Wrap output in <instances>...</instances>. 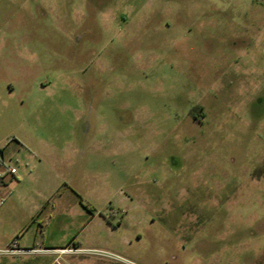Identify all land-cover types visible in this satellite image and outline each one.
Instances as JSON below:
<instances>
[{
  "label": "rangeland",
  "instance_id": "rangeland-1",
  "mask_svg": "<svg viewBox=\"0 0 264 264\" xmlns=\"http://www.w3.org/2000/svg\"><path fill=\"white\" fill-rule=\"evenodd\" d=\"M0 170L53 264H264V0H0Z\"/></svg>",
  "mask_w": 264,
  "mask_h": 264
},
{
  "label": "crops",
  "instance_id": "crops-1",
  "mask_svg": "<svg viewBox=\"0 0 264 264\" xmlns=\"http://www.w3.org/2000/svg\"><path fill=\"white\" fill-rule=\"evenodd\" d=\"M21 146V145H20ZM4 158V156L2 157V159ZM14 169V168H13ZM3 171L0 170V175ZM48 186L43 184L41 185V189L45 190ZM49 188V187H48ZM43 200L46 201V197L43 194L42 195ZM42 203L39 204L42 206ZM43 207V206H42ZM39 209H36V212L33 211L31 212L32 215L36 214L37 212H40ZM32 218H29V220ZM35 223V222H33ZM34 225V224H33ZM47 226H49L47 224ZM12 231L16 234L17 233V238H16V242H14L16 244V246H13L14 249H16L17 251H19L16 256L10 255L12 256V259L9 260L8 264H20L21 262H26L27 260H30L31 257L35 254L38 253L40 251L44 252L41 253L42 255H35V256H39L44 258L45 260L48 258L51 262L49 264H53V262L55 260H51L50 258L53 256L54 253H68V252H73V250H77V251H83V250H96V249H84L81 248V246H79V244L74 243L73 244V249L71 247H66L63 248V246H56V245H49L46 247H40L39 244L42 243L40 240L38 241V237L39 235L44 234V226L42 224L37 225V227L35 226H29L28 224L25 225L24 227H22L21 225H14ZM16 236V235H15ZM63 240V239H62ZM0 245L2 248H0L1 251H6V250H10L12 248V244H8V242L3 241V239H0ZM46 257V258H45ZM43 259V261H44ZM1 264H4V261H2V259L0 260ZM42 260L37 261L36 264H44ZM46 264V263H45Z\"/></svg>",
  "mask_w": 264,
  "mask_h": 264
},
{
  "label": "built area",
  "instance_id": "built-area-1",
  "mask_svg": "<svg viewBox=\"0 0 264 264\" xmlns=\"http://www.w3.org/2000/svg\"><path fill=\"white\" fill-rule=\"evenodd\" d=\"M10 173L15 176L17 175V171L16 169H10ZM0 184H4V176L3 175H0ZM75 252H78L77 250H74ZM19 251H17L16 249H10V250H6V251H0V254L2 253H5V254H15V253H18ZM90 253L92 254H96V255H99V256H104V255H107L109 257H113V258H117V256H114V255H111V254H106V253H103V252H100V251H90Z\"/></svg>",
  "mask_w": 264,
  "mask_h": 264
}]
</instances>
